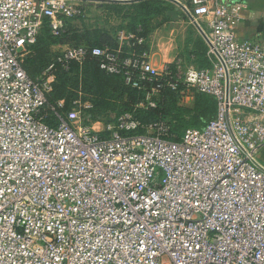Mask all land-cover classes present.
Returning a JSON list of instances; mask_svg holds the SVG:
<instances>
[{"label": "built area", "instance_id": "built-area-1", "mask_svg": "<svg viewBox=\"0 0 264 264\" xmlns=\"http://www.w3.org/2000/svg\"><path fill=\"white\" fill-rule=\"evenodd\" d=\"M187 8L206 23L208 67L157 70L135 49L144 37L120 30L116 47L66 48L31 78L22 63L41 28L60 36L85 7L0 0V264H264V171L253 163L264 146V41L236 38L228 0ZM89 58L142 92L136 108H155L168 89L183 105L191 92L211 96L215 115L176 140L166 121L133 111L83 125L79 99L61 113L64 100L47 96L57 71Z\"/></svg>", "mask_w": 264, "mask_h": 264}, {"label": "trees", "instance_id": "trees-1", "mask_svg": "<svg viewBox=\"0 0 264 264\" xmlns=\"http://www.w3.org/2000/svg\"><path fill=\"white\" fill-rule=\"evenodd\" d=\"M170 3L166 0H141L130 4L122 3H103L101 7L108 11H113L117 15L122 13L129 19L131 23L126 26V31H133L140 36H146L151 30L149 24L154 17L159 16L169 8ZM80 15L76 18H80L86 14ZM74 19V18H72ZM67 19L66 31L57 37L51 35L49 28L44 25L35 41L30 46V52L23 59V68L26 74L35 78L47 65V63L55 56L51 58L50 46L58 43L64 37L68 35L69 21ZM137 27V28H136ZM120 28H123L122 26ZM85 46V45H84ZM92 46H117V38L111 35L104 34L100 37H96ZM140 45L135 46L137 51ZM198 52L195 54L193 61L200 67H208L210 62L206 57L207 47L200 41L196 46ZM146 48V47H145ZM145 50V49H142ZM85 64V72H88L91 76L90 81L84 80V83L89 85L90 89H97L99 91L101 101L97 104L98 109L89 113V117L97 119L101 115H105L104 123L114 122L116 118L127 111H133L134 114L145 122L163 120L170 126V138L176 140L181 137L184 130L188 127L201 129L203 128L215 115L216 104L214 99L203 93L194 92L192 105H183L179 103V96L175 91L168 89L163 90L157 100L156 107L150 109H139L135 107L137 95H142L141 91L132 88L123 82L121 75L108 74L99 69L98 61L96 58H89L83 62L81 66L73 63L68 71H57L56 76H62L70 72L72 69L80 71ZM82 71V70H81ZM52 91L48 94L47 100L50 104H55L56 101L52 100ZM74 100V99H72ZM72 100L64 99V108L60 109L61 113H64L68 108L72 106ZM113 113V116L110 114ZM101 119V118H100ZM99 119V120H100ZM46 122L50 125H54V119L50 116Z\"/></svg>", "mask_w": 264, "mask_h": 264}, {"label": "rangeland", "instance_id": "rangeland-1", "mask_svg": "<svg viewBox=\"0 0 264 264\" xmlns=\"http://www.w3.org/2000/svg\"><path fill=\"white\" fill-rule=\"evenodd\" d=\"M86 9V14L84 16L69 21L68 35L58 43L50 46L51 58L69 47L80 45L90 46L96 37H100L104 34L117 37V32L120 31V29H125L126 26L131 24L127 17L122 16V13L117 15L115 12L108 11L99 5L93 4ZM157 22V20H152L148 28H153ZM121 26L123 28H120ZM180 35L181 40H179V46L182 47L184 39H187V29L182 28ZM187 43L190 45L193 44L191 40H188ZM180 58L182 61H179V64H172L178 76L183 73L189 64L194 62L193 60L187 59L186 56ZM86 70L84 64L80 71L75 72V69H72L65 75L55 76L52 81V100L57 102L58 100L64 99L66 101L79 99L82 107V124L92 126L98 130L103 127L105 115H101V117L97 119L89 117V113H93L98 109L97 104L101 99L97 89L92 90L89 87L90 84L87 85L84 83V80L88 81V83L92 82L90 81L91 76L88 75V72H85ZM193 94L194 92H191L187 95L189 105H192ZM136 100V102L142 100V95H137ZM84 105H89V107L84 108ZM113 115V113L110 114V116Z\"/></svg>", "mask_w": 264, "mask_h": 264}, {"label": "crops", "instance_id": "crops-1", "mask_svg": "<svg viewBox=\"0 0 264 264\" xmlns=\"http://www.w3.org/2000/svg\"><path fill=\"white\" fill-rule=\"evenodd\" d=\"M179 1L186 7H190V0ZM228 1L232 5L239 7V21L234 30L236 38L238 40L264 41V0ZM168 2L170 3L169 8H167L165 13L153 18V20L158 22L144 36L145 41L139 47V50L143 51L142 49H145L149 53L150 63L157 70H160L165 63L179 64V61H182L180 57L183 56L193 60L198 52L196 46L200 41L207 47L206 41L182 9H178L176 14L167 13V11L176 7L172 2ZM79 3L84 7H90L93 4L101 6L103 4L97 2L87 5L82 2ZM200 25L205 31V21L202 22L201 20ZM182 28L187 29L188 35L181 47L179 46V40H181L180 32H182ZM188 40H191L193 44H188ZM124 49L128 50L127 47H124ZM191 64L197 65L195 61ZM256 158L258 162L264 165V146L258 151Z\"/></svg>", "mask_w": 264, "mask_h": 264}, {"label": "water", "instance_id": "water-1", "mask_svg": "<svg viewBox=\"0 0 264 264\" xmlns=\"http://www.w3.org/2000/svg\"><path fill=\"white\" fill-rule=\"evenodd\" d=\"M71 1H79V2H82L84 4H89V3H92V2H97V3H122V4H130V3H134V2H138V1H141V0H71ZM167 1H170L172 2L173 4H175L176 7H174L173 10H169L167 11L168 14H176L177 10L178 9H182L186 14L187 16L189 17V19L191 20V22L193 23V25L196 27V29L199 31V33L202 35V37L204 38V40L206 41V43L208 45H210V41L206 35V33L204 32V30L201 28L200 24L194 19V17L192 16L191 12L189 11V9L182 3L180 2L179 0H167ZM215 54L217 55V57L219 58V60L221 61V63L223 64L224 68H225V74H226V95L228 94V72H227V69H226V66H225V63L222 59V57L219 55V53L217 51H215ZM227 122H228V127H229V130H230V133L232 135V137L234 138L235 142L237 143V145L241 148V150L245 153V150L244 148L240 145V143L238 142L237 138L235 137L233 131H232V128L230 126V123L227 119ZM253 163L262 171H264V166L259 163L258 161L256 160H253Z\"/></svg>", "mask_w": 264, "mask_h": 264}]
</instances>
